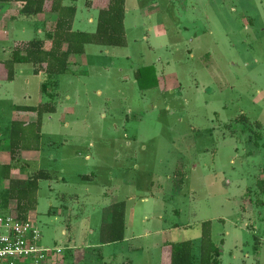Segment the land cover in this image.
I'll return each mask as SVG.
<instances>
[{"label": "rangeland", "instance_id": "rangeland-1", "mask_svg": "<svg viewBox=\"0 0 264 264\" xmlns=\"http://www.w3.org/2000/svg\"><path fill=\"white\" fill-rule=\"evenodd\" d=\"M76 2L74 29L91 31L80 22L83 0ZM125 12L129 46L90 45L85 63L73 66L84 73L58 79V104L70 112L50 114L42 128L40 152L55 157L49 170L60 180L40 181L35 194L41 243L66 255L90 237L93 213L115 198L133 220L128 240L105 246L92 264H158L162 243L198 244L204 221H211L221 264H264V190L257 186L264 180V0H125ZM12 31L9 41L41 37L29 26ZM145 67L157 85L140 90L135 72ZM40 83L29 65L0 82L1 124L12 104H36ZM35 144L30 136L24 146ZM75 151V163L59 161ZM29 166L13 179L34 176ZM3 182L0 175V188ZM56 192L76 198L84 215H59ZM89 262L87 255L82 264Z\"/></svg>", "mask_w": 264, "mask_h": 264}, {"label": "trees", "instance_id": "trees-1", "mask_svg": "<svg viewBox=\"0 0 264 264\" xmlns=\"http://www.w3.org/2000/svg\"><path fill=\"white\" fill-rule=\"evenodd\" d=\"M48 5L46 6V3ZM0 3L20 4L19 14L22 16H35L42 12H57L58 19L54 26L55 40L53 47L45 48V40L36 38L25 43L22 47L16 46L10 59L0 61V67L5 69L7 80L12 81L15 76V67L17 65H29L34 75H45L53 73L56 75L64 74L67 71V60L71 54H83L86 44H94L105 47H123L126 44L124 32V0H108L107 9L100 10L98 21L94 33L72 31V22L76 13L74 7L63 6L62 0H0ZM88 4V2H87ZM52 34L47 35L51 40ZM67 43V49L64 52L59 51V46ZM137 84L140 90L154 88L157 85L156 76L150 67L140 68ZM47 81H43L41 90L47 89ZM44 106L37 107L32 105H13L12 110L19 113L35 114L39 124ZM32 127V134L28 128ZM37 125H24L17 121L10 123L9 137L5 142L4 151L10 156V163L5 167V177L9 179V172L12 169H18L17 154L20 150H39L41 135L36 130ZM36 141L33 147H25L24 143L30 138ZM33 165L30 162H24L25 167ZM27 168V169H28ZM20 167L19 171H28ZM35 175H27L23 180H10L5 197L0 198V208L5 207L10 200L16 201V213L21 219H25L28 213L34 209L35 194L39 189V182L42 180H52V175L44 168L38 169L33 165ZM176 175H180L179 181L183 182V171L177 170ZM257 186L264 190V180L257 181ZM7 211V209H6ZM103 241L105 243H118L124 238V214L123 204H118L113 210L111 223L105 228ZM167 253L159 264H221L220 249L212 241L211 221H204L200 226V239L198 244L192 241H183L178 243H167ZM197 249V252L195 250ZM123 264H131L126 261Z\"/></svg>", "mask_w": 264, "mask_h": 264}, {"label": "crops", "instance_id": "crops-1", "mask_svg": "<svg viewBox=\"0 0 264 264\" xmlns=\"http://www.w3.org/2000/svg\"><path fill=\"white\" fill-rule=\"evenodd\" d=\"M88 2V4H87ZM76 0H62V4L63 6L66 7H74L76 10L73 22H72V31H81V32H89V33H94L96 30V26H97V21H98V13L100 10H104L107 9L108 6V0H83L82 7L83 9L87 10V15H85L83 18H81L80 22H82L85 25H90L92 26V30L91 31H85V30H77L74 29V22L77 19V15H78V6L76 4ZM48 5V2L46 3V6ZM124 8H125V0H124ZM19 9H20V4H15V3H0V41H2V43L4 44L2 46V54H5V58L0 59V61H5L10 59L13 50L16 48V46H18L20 43H27L29 41H31L32 39H15L13 41H9L8 38L11 34L12 29H14L15 31H17L18 34H22L23 30L25 27H30V29H34L36 32L38 31V33L41 34V37H35L33 39L39 38L42 40H45V48H51L53 47V43L55 40V35L56 33L54 32V26L55 23L58 19V14L57 12H42L39 13L35 16H22L19 14ZM125 17H126V12L124 14V20H123V25H124V32H125V41L126 44L123 47H114V48H127L129 46V42L127 39V28L125 26ZM28 18H32L30 21H27ZM14 27V28H13ZM133 27V26H132ZM158 30H163L162 27H158ZM13 32V31H12ZM48 34H52V38L51 40L47 39V35ZM93 45V46H98V45H94V44H86L84 46V52L83 54H71L68 57L67 60V71L64 74H60V75H56L53 73H45V75L39 74V75H35L38 76L41 79V83L39 85V93H38V97H37V102L35 105L32 106H37V107H41L44 106V111L41 115V119L39 124L37 123V116L35 114H25V113H19V112H15L14 110H12V116L10 118L9 121H7V123L2 122V124L0 123V169H1V173L0 175L2 176V178L4 179V182L0 188V198L3 199L5 197V189L7 190L8 187L7 182H9L10 184V180L13 181H17V180H23L20 178H14L13 176L15 174L16 169H12L9 172V179H6L5 177V167L6 165H8L10 163V156L8 154V152H5L3 149V143H5L8 140L9 137V130H10V123L12 121H17L19 123H22L24 125H32V124H36L37 125V132L40 133L41 138H40V144L39 147L37 149L39 150H20L19 154L21 156V158L23 160L29 161L30 163H33V165H35L38 169L40 168H44L46 169L48 172L51 173L52 175V180H42V181H53V180H60L58 177V174L55 171H50V163L51 161H55V157L51 156V158H45L42 153L40 151L41 150V144L43 146L44 143H42V128H46L47 125L45 123V117L48 120V116L51 114H55L57 112H59V115L62 117L63 115H68L69 114V108H63L62 106H60L58 104V99H59V92H58V85H59V77L63 76V75H71L72 77L74 76H78L79 74H82L84 72L80 71V70H73V66H81L85 63V53H86V49L88 46ZM98 47H105V46H98ZM106 48H112V47H106ZM67 49V43L63 42L60 46H59V51L60 52H64ZM139 69V68H138ZM30 71L32 72V68L30 67ZM135 73H138V71H136ZM34 75V74H33ZM15 76H16V67H15ZM15 76L14 79L12 81L15 80ZM158 79V78H157ZM12 81H8L7 80V75L6 72L4 71V69H2L0 67V82H12ZM43 81H47L48 86L45 92H42L41 90V86ZM27 85V81L25 82ZM158 84H159V80H158ZM5 93L3 92L2 95H4ZM9 94H6L5 96H8ZM45 99V100H44ZM13 105H20V104H12ZM11 106V109H12ZM58 120H60L61 118H57ZM49 129V127H48ZM48 135H50V137L52 135H54V133L52 134V132L48 131L47 132ZM47 135V134H46ZM4 139H6L4 141ZM54 141H49L48 142V147L49 148H54L55 143H53ZM53 143V144H51ZM62 144V143H61ZM76 152V151H75ZM77 155H75L74 157H70V158H65V156L63 157V155L59 158V161L62 163H66V165L68 164L69 161H72L73 163L76 162V158L77 156H80V152H76ZM26 156V157H24ZM88 158V156H87ZM43 162H45L46 166L42 167ZM49 166V168H48ZM62 167V164H61ZM74 170V169H73ZM71 170V171H73ZM177 170H182L180 167L177 168ZM177 170L174 172L176 173ZM74 175L78 176V178L80 180H92L93 179V174H76L75 171L73 172ZM6 179V180H5ZM64 180V179H62ZM6 186V187H5ZM86 195V194H83ZM56 196L58 199V209H57V213L59 215H64L67 216L68 214L71 215V217L79 218L81 216L84 215V205H82L80 202L77 201V203L75 204L74 201H76L75 199L73 200V198H71V195H66L64 192H56ZM73 196V195H72ZM77 198L78 195L76 194ZM75 196V197H76ZM104 196H107L106 193H104ZM11 202H16L15 200H10L8 203H6L5 207H3V209H8L9 207H11ZM9 204V205H8ZM118 204H123V214H124V226H125V230H124V238L120 243H126L128 238H127V231L128 229H130L132 227V217L131 216H127L126 214V206L124 201H119L117 202V200L115 198H113L110 202H108V204H106L105 206H102V209L100 208L99 210H97L95 212V214L93 213V217L94 218V227L90 228L88 230V233L90 234V237L84 240V242H82V245L79 246H74L73 248L69 249L68 251H66V255L63 254V257H67L68 259L65 260V263L67 262L68 264H82L83 262H85L87 255H89V259H90V264H92L91 262H95L96 260H102L104 255L103 253H101L102 248H104L105 246H108L110 244H114V243H105L102 239L104 238L102 233L104 232V230H106L105 228L111 223L112 221V216H113V210L115 208L116 205ZM28 217L33 220L35 222L37 216L35 214L32 213V210L28 213ZM92 222V220H91ZM95 234H97L95 236ZM79 236L77 240L81 241L82 239V231L79 233ZM94 241V242H93ZM119 243V242H118ZM167 243H172V242H164L159 246V251H160V255H159V262L163 260V258L165 257L166 253H167V247H165V245ZM158 262V264H159ZM66 263V264H67Z\"/></svg>", "mask_w": 264, "mask_h": 264}, {"label": "built area", "instance_id": "built-area-1", "mask_svg": "<svg viewBox=\"0 0 264 264\" xmlns=\"http://www.w3.org/2000/svg\"><path fill=\"white\" fill-rule=\"evenodd\" d=\"M61 257L62 249L44 246L36 223L21 219L16 205L0 211V264H57Z\"/></svg>", "mask_w": 264, "mask_h": 264}]
</instances>
